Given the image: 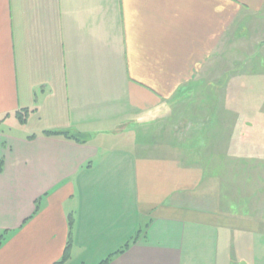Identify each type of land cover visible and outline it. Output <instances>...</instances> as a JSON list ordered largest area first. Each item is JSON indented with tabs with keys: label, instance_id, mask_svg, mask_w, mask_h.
Instances as JSON below:
<instances>
[{
	"label": "crops",
	"instance_id": "1",
	"mask_svg": "<svg viewBox=\"0 0 264 264\" xmlns=\"http://www.w3.org/2000/svg\"><path fill=\"white\" fill-rule=\"evenodd\" d=\"M262 32L264 0H0V264H264V168L218 198V151L143 127Z\"/></svg>",
	"mask_w": 264,
	"mask_h": 264
},
{
	"label": "rangeland",
	"instance_id": "2",
	"mask_svg": "<svg viewBox=\"0 0 264 264\" xmlns=\"http://www.w3.org/2000/svg\"><path fill=\"white\" fill-rule=\"evenodd\" d=\"M261 35L263 38L264 32ZM221 57L217 80L197 79L195 90L181 95L164 114L160 111L152 126L143 125L146 132L154 133L156 145L178 150L192 159L195 149L218 151L196 157L216 164L215 172L220 173L218 198L225 193L226 178L232 173L236 187L253 188V184L248 187L244 183L248 173L243 167L256 164L264 168V41L235 45L234 53ZM225 150L234 157H228ZM225 168L234 172L227 173ZM243 207V199L236 197L231 210L242 212Z\"/></svg>",
	"mask_w": 264,
	"mask_h": 264
},
{
	"label": "trees",
	"instance_id": "3",
	"mask_svg": "<svg viewBox=\"0 0 264 264\" xmlns=\"http://www.w3.org/2000/svg\"><path fill=\"white\" fill-rule=\"evenodd\" d=\"M27 112H28L27 110H22V111L18 112L19 118H20L21 121H25V114ZM42 134L45 135V136H59L60 135V136H63L65 138H68V139H74L75 141H80V142L83 141V138H82V136L80 134L71 133V132L65 131V130H45V131L42 132ZM34 137H35V134H32V135L28 136V138H30V139H32ZM69 224L71 225V218L69 220ZM69 244L70 243H69V240H68V243H67V245L65 247V250H64L61 258L58 261L54 262L53 264H63L65 261L68 260V258H69V253H68ZM119 251H121V249ZM107 260L108 259L106 258V259L102 260L99 264H106Z\"/></svg>",
	"mask_w": 264,
	"mask_h": 264
}]
</instances>
